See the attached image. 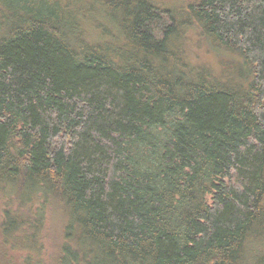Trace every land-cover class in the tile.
Listing matches in <instances>:
<instances>
[{
	"label": "trees",
	"instance_id": "16d2710c",
	"mask_svg": "<svg viewBox=\"0 0 264 264\" xmlns=\"http://www.w3.org/2000/svg\"><path fill=\"white\" fill-rule=\"evenodd\" d=\"M10 1L0 264H264V0Z\"/></svg>",
	"mask_w": 264,
	"mask_h": 264
},
{
	"label": "rangeland",
	"instance_id": "374dc122",
	"mask_svg": "<svg viewBox=\"0 0 264 264\" xmlns=\"http://www.w3.org/2000/svg\"><path fill=\"white\" fill-rule=\"evenodd\" d=\"M158 1H162L163 4H165V0H158ZM169 5L171 6H177L178 5V1L177 0H169ZM48 2H50L48 0ZM33 4L35 5L36 2H33ZM44 5H47V3H44ZM12 6V3L10 0H0V14L3 16H6L7 13H9V7ZM169 7V6H168ZM165 21V19H164ZM194 39H196V34L192 35ZM200 44V43H199ZM191 45V52H197V54H199V59L207 64H209L210 66H214L215 68L219 69V66H221V61L220 59H222L223 57L225 58V60H228L229 57L224 56L225 53L227 54V52H223L220 49H216V50H210L208 49V47L205 44H200L199 46H197L196 41L194 40L193 43H190ZM223 63V62H222ZM224 64V67H226V64ZM5 202H7V197L6 195L0 190V223L2 221V216H3V209L5 208ZM51 219V218H47L46 220ZM51 224L50 221H47V229L48 231L46 232V236H44L45 238L43 239V244H44V251H43V258L48 259L49 256L54 252V250L56 249L55 244H54V237L56 240V235L53 236V232L50 233V228ZM56 231V230H55ZM57 233V231H56ZM58 235V234H57ZM58 240V238H57ZM3 252H9L10 255L14 256L15 259H19L20 257V253L15 251L13 252V250H9V247L7 245V247L5 248V246L2 247ZM9 255V254H8Z\"/></svg>",
	"mask_w": 264,
	"mask_h": 264
}]
</instances>
